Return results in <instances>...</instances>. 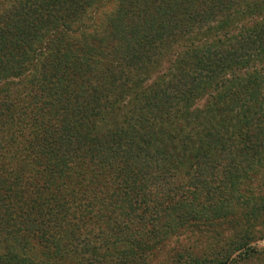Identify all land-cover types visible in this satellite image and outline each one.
<instances>
[{
	"label": "trees",
	"instance_id": "obj_1",
	"mask_svg": "<svg viewBox=\"0 0 264 264\" xmlns=\"http://www.w3.org/2000/svg\"><path fill=\"white\" fill-rule=\"evenodd\" d=\"M261 171L264 0H0V264H264Z\"/></svg>",
	"mask_w": 264,
	"mask_h": 264
},
{
	"label": "rangeland",
	"instance_id": "obj_2",
	"mask_svg": "<svg viewBox=\"0 0 264 264\" xmlns=\"http://www.w3.org/2000/svg\"><path fill=\"white\" fill-rule=\"evenodd\" d=\"M114 3L108 5L106 7V9L102 12L103 14L100 15V21H104L105 20V13H111L114 10ZM257 21H261L260 18H256V19H252V20H240L238 22H236L234 25H232V28L229 29L230 33H235L237 31H239L243 26L244 27H250L253 26L254 24L257 23ZM169 64H166V66L159 72L157 73L153 79H156V77L160 76L161 74L164 73V71H166L167 66ZM151 85V84H150ZM207 99L204 98L202 100H200L197 104V108H203L204 106H206L207 104ZM129 106H126L125 109H128ZM109 121H104L102 123H100L98 125L97 128V132L99 133H105L109 127ZM242 191L243 193H245L246 195H250L251 194H261L264 195V172H258L255 176L252 177V179L248 182H246L243 187H242ZM259 229L262 230L263 234H264V226L260 227ZM258 247L260 249H264V240L260 241L257 243Z\"/></svg>",
	"mask_w": 264,
	"mask_h": 264
}]
</instances>
